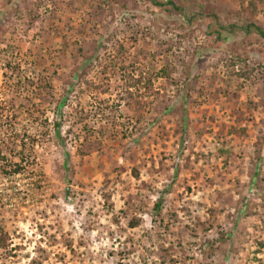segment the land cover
Here are the masks:
<instances>
[{
	"label": "rangeland",
	"instance_id": "374dc122",
	"mask_svg": "<svg viewBox=\"0 0 264 264\" xmlns=\"http://www.w3.org/2000/svg\"><path fill=\"white\" fill-rule=\"evenodd\" d=\"M250 22L264 0H0V149L36 161L0 175V264H264Z\"/></svg>",
	"mask_w": 264,
	"mask_h": 264
},
{
	"label": "trees",
	"instance_id": "16d2710c",
	"mask_svg": "<svg viewBox=\"0 0 264 264\" xmlns=\"http://www.w3.org/2000/svg\"><path fill=\"white\" fill-rule=\"evenodd\" d=\"M247 30L252 27L264 38V26L259 23L250 22L246 23ZM13 104L16 103L14 99L11 100ZM17 138H20L19 140ZM18 140V141H17ZM12 145L8 149V153L13 154L16 160L10 159L8 155L3 154L0 149V175L9 176V175H18L22 172H25L29 169L30 166L36 164V161L32 155V151L27 149L24 137L17 134L12 141ZM17 146V147H16ZM17 148H20L16 151ZM161 209L160 202L156 203V210ZM140 223L139 219L135 218L130 221L132 227L138 226Z\"/></svg>",
	"mask_w": 264,
	"mask_h": 264
}]
</instances>
